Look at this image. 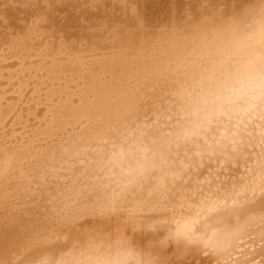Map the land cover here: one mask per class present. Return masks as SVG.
Instances as JSON below:
<instances>
[{
    "label": "bare ground",
    "instance_id": "bare-ground-1",
    "mask_svg": "<svg viewBox=\"0 0 264 264\" xmlns=\"http://www.w3.org/2000/svg\"><path fill=\"white\" fill-rule=\"evenodd\" d=\"M260 67L264 0H0V264H264Z\"/></svg>",
    "mask_w": 264,
    "mask_h": 264
},
{
    "label": "clouds",
    "instance_id": "clouds-1",
    "mask_svg": "<svg viewBox=\"0 0 264 264\" xmlns=\"http://www.w3.org/2000/svg\"><path fill=\"white\" fill-rule=\"evenodd\" d=\"M247 93L253 99L264 102V67L248 71Z\"/></svg>",
    "mask_w": 264,
    "mask_h": 264
},
{
    "label": "rangeland",
    "instance_id": "rangeland-1",
    "mask_svg": "<svg viewBox=\"0 0 264 264\" xmlns=\"http://www.w3.org/2000/svg\"><path fill=\"white\" fill-rule=\"evenodd\" d=\"M162 209V208H161ZM162 212H160V213H158V214H161ZM163 213H165V212H163ZM167 213V212H166ZM84 220V219H83Z\"/></svg>",
    "mask_w": 264,
    "mask_h": 264
}]
</instances>
